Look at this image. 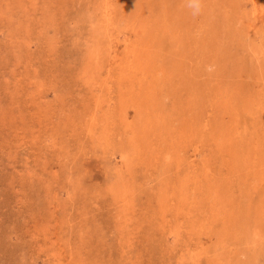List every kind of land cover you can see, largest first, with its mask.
<instances>
[{
    "label": "rangeland",
    "instance_id": "374dc122",
    "mask_svg": "<svg viewBox=\"0 0 264 264\" xmlns=\"http://www.w3.org/2000/svg\"><path fill=\"white\" fill-rule=\"evenodd\" d=\"M0 264H264V0H0Z\"/></svg>",
    "mask_w": 264,
    "mask_h": 264
},
{
    "label": "clouds",
    "instance_id": "9594fccd",
    "mask_svg": "<svg viewBox=\"0 0 264 264\" xmlns=\"http://www.w3.org/2000/svg\"><path fill=\"white\" fill-rule=\"evenodd\" d=\"M203 0H186V5L192 10V15L197 16L202 11Z\"/></svg>",
    "mask_w": 264,
    "mask_h": 264
}]
</instances>
